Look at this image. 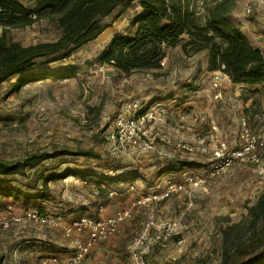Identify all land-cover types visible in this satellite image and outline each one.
I'll use <instances>...</instances> for the list:
<instances>
[{
    "label": "rangeland",
    "instance_id": "obj_1",
    "mask_svg": "<svg viewBox=\"0 0 264 264\" xmlns=\"http://www.w3.org/2000/svg\"><path fill=\"white\" fill-rule=\"evenodd\" d=\"M20 1L27 7L36 3ZM215 1L192 0V5L203 20L206 7ZM249 2L252 0H231L230 16L244 27L253 45L264 52V4H255L252 15L245 16ZM142 11L138 1L118 9L106 20L111 25L99 38L68 59L48 65L39 62L31 69L65 70L78 66L73 78L31 82L13 93L10 90L16 78L0 85L1 158L21 159L35 151L73 153L49 159L35 169L0 176V184L16 189L17 195L22 194L18 200L25 203L0 194V213L12 204L18 213L25 208L40 209L59 221L56 227L24 223L0 229V251L9 247L13 234L10 231L24 230V235L45 234L51 240H41L37 248L58 250L65 257L76 238L65 234L71 222L85 216L99 219L129 210L130 217L114 235L94 246L86 264H135L137 241L143 234L151 241L145 256L147 264H219L225 255L223 230L244 220L247 207L264 192V155L259 165L239 160L219 174L211 175L208 171L213 162L212 150L219 140L225 138L239 145L243 116H249L252 129L261 123L264 85H237L221 75L218 90L213 85L215 74L206 67L208 53L186 54L181 45L167 50L160 70L125 75L98 62L113 37L134 30L132 20ZM114 16L117 19L111 21ZM59 35L60 31L47 20L9 31V37L23 45L54 41ZM218 91L222 96L215 99ZM131 100L141 102L145 110L156 108L155 121L146 127L161 150L118 159L108 152L105 135L122 104ZM163 138H170L174 145H168ZM177 143H186L195 150L174 151ZM80 148L92 149L100 156L74 155ZM110 168L135 180L119 183L95 179L93 174ZM51 176L56 178L48 183L47 198L41 188L43 177ZM196 176L206 178V184L195 187L185 179ZM167 182L183 185L186 191L157 199L168 191ZM100 184L104 191L95 195L93 189ZM111 191L116 192L114 196H110ZM150 197L145 204L138 203L141 198ZM169 228L173 234L161 240ZM27 239L36 240L23 236L13 244Z\"/></svg>",
    "mask_w": 264,
    "mask_h": 264
},
{
    "label": "trees",
    "instance_id": "obj_2",
    "mask_svg": "<svg viewBox=\"0 0 264 264\" xmlns=\"http://www.w3.org/2000/svg\"><path fill=\"white\" fill-rule=\"evenodd\" d=\"M136 1L143 11L132 20L134 30L113 37L98 58L100 64L111 66L125 75L160 70L167 50L181 45L186 54L207 52L208 70L222 72L234 84L264 85V52L253 45L249 36L231 18V0H216L207 6L203 20L192 0H36L33 7H27L20 0H0V85L16 78L10 90L13 93L31 82L73 78L78 66L65 70L31 69L39 62L48 65L70 58L103 34L111 25L106 20L118 9ZM116 19L114 16L111 21ZM42 20L53 23L60 31L56 40L23 45L9 37L11 29L31 27ZM251 107L246 111L249 112ZM66 154L73 153L35 151L16 160L0 157V176L35 169L49 159ZM74 155L100 156L92 149L81 148ZM93 175L98 181L129 183L135 180L133 176L119 174L114 177ZM55 178L43 177L41 189L47 198L50 197L48 183ZM16 192L5 183L0 184V194L24 203L18 200L22 194ZM21 205L26 207L27 204ZM223 235L225 255L219 264H264V192L247 207L244 220L227 226ZM3 260L1 255L0 264Z\"/></svg>",
    "mask_w": 264,
    "mask_h": 264
},
{
    "label": "built area",
    "instance_id": "obj_3",
    "mask_svg": "<svg viewBox=\"0 0 264 264\" xmlns=\"http://www.w3.org/2000/svg\"><path fill=\"white\" fill-rule=\"evenodd\" d=\"M255 4L262 5L264 4V0H252V2L247 3L244 10L245 16L252 15ZM243 28L241 27L244 31ZM213 74H215L213 85L218 90L221 85V75L227 77L230 81L228 76L220 71L213 72ZM221 96V91H218L215 94V99H220ZM155 109L145 110L143 104L137 100L127 101L122 104L121 109L115 117L113 126L106 131L105 135L106 148L113 157L118 159L125 157L132 158L148 152H160V147L158 148L155 144L156 138L152 135L150 129L146 127L148 123L155 121V114L157 112ZM249 120V116H243L241 119L239 145L230 143L225 138L218 141V145L212 150L213 162L208 170L209 174H219L239 160L256 165L262 163L264 155V114L261 118V123L255 129L251 128ZM212 129L213 131L217 130L215 124H213ZM162 140L170 146L174 145V142L170 138H163ZM175 147L174 151L193 152L195 150V148L186 143H177ZM118 173L119 170L110 168L106 172L98 171L95 175L96 177H114ZM185 179L190 184H194L195 187H200L207 182L203 176H196L195 179L186 177ZM85 182H88V178H86ZM167 186L168 191L164 192L159 198L155 196L157 199L168 198L173 192L179 190L186 191L183 185L167 182ZM100 187H103V185L100 184L99 188L98 186L94 187L93 192L95 195L100 194ZM130 188L134 189L133 186ZM115 193V191H111L110 196H114ZM150 199L151 197L141 198L138 203L145 204ZM130 215L129 210H122L105 218L95 219L85 216L71 222L65 229L67 237L76 236L75 239H72L71 252L65 257L60 255L50 256L44 259L42 264H86L94 246L114 235L118 231L119 225ZM24 223L56 227L59 221L50 214L41 212L40 209L25 208L23 212L18 213L12 204L6 206L4 211L0 213V229L6 230L14 225ZM172 234L173 229L169 228L167 234L160 237V239L167 240ZM150 243L148 235L143 234L139 237L137 241L139 249L134 253L135 264H147L145 256L150 251Z\"/></svg>",
    "mask_w": 264,
    "mask_h": 264
},
{
    "label": "crops",
    "instance_id": "obj_4",
    "mask_svg": "<svg viewBox=\"0 0 264 264\" xmlns=\"http://www.w3.org/2000/svg\"><path fill=\"white\" fill-rule=\"evenodd\" d=\"M36 4V3H35ZM245 32V31H244ZM247 34V32H246ZM248 35V34H247ZM249 36V35H248ZM206 67L208 69V58H207V62H206ZM209 71V70H208ZM209 73H213L211 71H209ZM239 85V84H237ZM10 200H12L11 197H9ZM19 203V202H18ZM4 204V202H3ZM22 226V225H20ZM13 233V234H11ZM19 233V234H17ZM25 231L24 230H20L18 232H14V231H10V241L8 244L9 247L6 248V250L4 251H0V256H4V260L2 264H42L43 260L53 256V255H60L62 256V253H60L61 251L55 250V251H46L45 249L37 248L36 244H38L39 242H41V240H51V239H47L45 238V234H39V235H24ZM21 234V235H20ZM32 237L33 239H36L35 241L32 240H23L22 242H20L18 245H14V242L19 241V239H21V237ZM40 240V241H38ZM12 245V246H11ZM43 245V243L41 244ZM59 252V253H57ZM67 254V253H66Z\"/></svg>",
    "mask_w": 264,
    "mask_h": 264
}]
</instances>
